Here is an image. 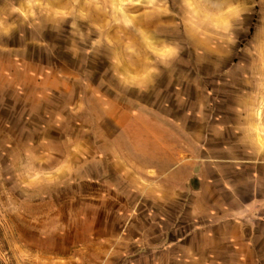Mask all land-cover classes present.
<instances>
[{"label":"rangeland","instance_id":"1","mask_svg":"<svg viewBox=\"0 0 264 264\" xmlns=\"http://www.w3.org/2000/svg\"><path fill=\"white\" fill-rule=\"evenodd\" d=\"M211 108L264 135V0H0V264H264L186 259L146 169Z\"/></svg>","mask_w":264,"mask_h":264},{"label":"crops","instance_id":"2","mask_svg":"<svg viewBox=\"0 0 264 264\" xmlns=\"http://www.w3.org/2000/svg\"><path fill=\"white\" fill-rule=\"evenodd\" d=\"M209 112L212 123L205 129L195 115L193 138L186 126L178 127L180 140L173 161L169 151L161 170L150 166L146 169L153 171L162 184L163 209L172 198L178 200L180 208L192 198V228L176 242L189 239L188 248L182 249L186 259L212 260L220 258L219 253L230 252L227 258L252 260L256 258L251 252L253 247L264 244L259 231L264 229V135L251 136L252 126L242 125L239 130L249 131L250 135L242 137L240 157L232 148L234 144L215 145L218 133L237 126H220L215 123L214 110ZM188 147L194 152L188 154ZM139 192L144 196V191ZM150 192L148 189L146 194Z\"/></svg>","mask_w":264,"mask_h":264},{"label":"bare ground","instance_id":"3","mask_svg":"<svg viewBox=\"0 0 264 264\" xmlns=\"http://www.w3.org/2000/svg\"><path fill=\"white\" fill-rule=\"evenodd\" d=\"M261 113H260V111H257V115H260Z\"/></svg>","mask_w":264,"mask_h":264}]
</instances>
